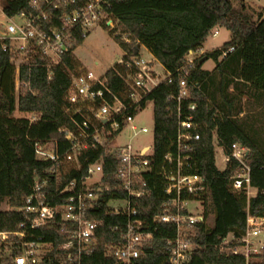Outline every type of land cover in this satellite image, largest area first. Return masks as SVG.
I'll return each mask as SVG.
<instances>
[{"label":"trees","instance_id":"trees-1","mask_svg":"<svg viewBox=\"0 0 264 264\" xmlns=\"http://www.w3.org/2000/svg\"><path fill=\"white\" fill-rule=\"evenodd\" d=\"M23 5L24 1L8 0L6 13L14 15ZM105 12L115 27L110 28L104 22L103 28L124 52L123 60L140 57V47L144 46L161 64L165 74H175L186 65L191 52L199 54L216 28L230 32L228 42L203 54L190 67L188 99L178 103L177 77L173 84L163 81L146 95L142 110L148 103L154 107L153 171L144 176L149 183V195L139 201L138 210L148 219L162 213L167 199L166 183L159 172L166 155L177 153L180 120L191 117L197 125L193 132L200 135V140L191 141L190 151L185 150L183 156L192 158V173L205 179V214L207 218L214 217L211 228L197 227L193 264H247L245 257L222 246L233 236L230 247L238 248V240L246 233L248 218L264 219V142L251 135L245 122L239 119L241 98L229 93V89L233 86L238 91L235 83L238 80L254 93H264V8L256 12L244 0H109ZM84 41V35H79L74 48L81 47ZM231 48L234 51L229 53ZM209 60L216 64L213 72L203 69ZM67 63L79 64L74 59H68ZM15 72L12 57L3 55L0 59V232L5 233L16 232L25 221L19 210L33 194L36 180L48 181L44 190L48 202L60 205L68 196L61 195L62 190L74 180L80 184L87 176L89 164L104 156L105 182H112L113 189L117 185L116 156L106 153L103 147L83 151L74 168L37 160L34 148L37 141L53 143L59 154L72 147L67 135L75 132L77 124L67 99L70 73L63 68L49 70L40 58L22 65L17 99ZM119 74H125V69L117 64L106 76L113 92L122 96L128 86ZM192 105L196 106L194 111L190 109ZM17 112L33 116L35 120L16 117ZM75 117L82 123L80 116ZM216 144L227 157L232 154L233 144L246 147L255 196L248 198L245 193L232 191V179L241 165L229 158L226 168L220 170L216 164ZM107 212L106 203L96 207L92 218L102 220L104 225L98 231L96 253L85 257L83 264H115L113 247L122 244L126 218L109 216ZM62 223V216L58 215L54 221L34 231L44 242L53 244L48 255L51 261L45 264H59L58 249L69 241V234L62 231ZM116 227H120V232H115ZM161 236L156 235L155 248L141 264L164 262L166 247L160 242ZM15 242L14 236L6 243L0 242V264H15L10 252ZM254 257L259 260L248 264H264V250Z\"/></svg>","mask_w":264,"mask_h":264},{"label":"built area","instance_id":"built-area-1","mask_svg":"<svg viewBox=\"0 0 264 264\" xmlns=\"http://www.w3.org/2000/svg\"><path fill=\"white\" fill-rule=\"evenodd\" d=\"M24 5L14 14L8 15V0H0V59L3 55L12 57V64L18 74L22 65L38 58L46 62L49 70L66 69L70 73V89L67 99L71 105L73 121L77 124L75 132H69L67 139L72 142L70 150L59 154L58 148L51 142L37 141L34 148L37 160L41 162L66 164L71 168L78 165L79 157L84 151L103 147L106 153H112L117 159L116 188L112 182H105L104 156L88 166L87 176L79 184L75 180L66 186L61 195L68 194L60 205H51L45 195L48 181L36 180L33 194L27 199L26 206L19 210L25 221L14 233L0 232V242L6 243L14 236L17 242L12 244L11 256L15 264H45L53 244L44 242L34 231L62 216V231L69 234V241L59 247V264H83L85 257H91L97 251L98 231L103 227L102 220L93 219L96 207L101 203L108 206L107 215L124 216L126 224L122 232V244L114 245L115 264H141L155 248L156 235H162L160 242L165 244V260L160 264H193L196 246L197 227L207 225L204 198L207 194L205 179L192 173L193 163L189 155V143L200 140L194 134L197 125L192 118L180 120V132L177 139V153L167 154L159 174L166 183L161 214L152 219L140 214L139 201L149 195V183L144 179L153 171L151 157L153 146L136 147L133 141L150 130L137 124V117L142 110L146 95L161 82L173 84L175 77L179 80V104L190 97L188 77L190 67L199 54L190 53L186 65L175 74L161 77L154 69V63L142 56L130 61L123 59L118 63L125 69L119 74L128 88L122 96L111 89L106 73L97 74L85 66L75 55V40L84 35L86 40L90 31L103 23L114 28L105 9L109 0H16ZM104 29V28H103ZM218 32H214L216 37ZM231 48L229 53L233 52ZM227 54L225 53V56ZM68 59H74L78 65H68ZM149 105V103L146 105ZM192 111L195 105L190 107ZM75 116L82 118V123ZM182 115L180 114V117ZM154 132V128H153ZM130 133L127 142H119L125 134ZM126 140V139H125ZM248 150L240 144L232 145L230 157L241 168L232 179L231 189L234 193L250 196L251 169L247 160ZM120 227L115 232H120ZM264 231V219L249 217L246 233L238 240V248H231L233 239L224 241L222 248L246 258L247 264L253 254L262 253L261 241L255 244ZM253 245H255L253 247Z\"/></svg>","mask_w":264,"mask_h":264},{"label":"rangeland","instance_id":"rangeland-1","mask_svg":"<svg viewBox=\"0 0 264 264\" xmlns=\"http://www.w3.org/2000/svg\"><path fill=\"white\" fill-rule=\"evenodd\" d=\"M240 1V0H239ZM246 3L250 4L251 6L255 7L252 8L256 12L262 11V8L257 6L264 7V0H245ZM1 31V29H0ZM218 32L216 37L212 35L209 36L207 43L204 45L203 54L209 52L211 49H216L221 47L224 43L230 40V32L225 28H216L214 32ZM140 53L144 60L153 62L154 69L161 74L160 78L164 77V70L161 64L155 61L154 57L150 54V52L144 47H140ZM77 58L88 68L92 69L97 74H103L114 68L124 56V52L122 49L117 45L114 39L110 36L109 32L103 28L97 27L94 30L90 31L86 40L84 41L83 45L78 48L76 51ZM215 62L213 60H209L205 64L206 69H212L215 66ZM15 84H16V97L18 99L19 91H20V84L18 82V74L15 72ZM16 117H28L35 120L33 116H27L24 114L16 113ZM137 124L139 126L147 127L150 132L148 134H143L139 136L137 139L133 141L134 146L136 147H144V146H153L154 144V132L153 128L155 125L154 121V107L153 104L150 103L147 108L140 112L137 117ZM130 137V133L125 134L119 140V142H127L128 138ZM126 139V140H125ZM225 154L223 150L217 146L216 144V164L220 170H224L226 168ZM256 193L252 192L248 198L255 196ZM6 209L7 207H2ZM214 225V217H210L207 221L208 228H211ZM233 239V236L229 237V241ZM258 241H261L264 245V231L261 235L260 239L256 241L255 244H259ZM255 245H253L254 247ZM259 254H253L254 256H258ZM251 256L249 262L258 261L257 257Z\"/></svg>","mask_w":264,"mask_h":264},{"label":"crops","instance_id":"crops-1","mask_svg":"<svg viewBox=\"0 0 264 264\" xmlns=\"http://www.w3.org/2000/svg\"><path fill=\"white\" fill-rule=\"evenodd\" d=\"M245 4L255 8L246 3V1ZM257 7L264 8L263 6ZM212 50L213 49L210 51ZM205 64L203 69L207 71L213 72L216 68L215 65L212 69H206ZM235 83L238 84V91L235 89V87L231 86L229 93L238 95L241 98L240 106L242 108V113L240 114L239 119L245 122V126L251 135L261 138L262 142H264V93H254L252 90H250L249 86L242 81L235 80ZM253 192L256 193L254 189Z\"/></svg>","mask_w":264,"mask_h":264}]
</instances>
